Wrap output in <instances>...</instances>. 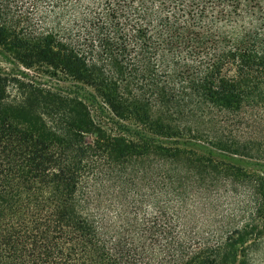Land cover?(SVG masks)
<instances>
[{
    "label": "trees",
    "instance_id": "trees-1",
    "mask_svg": "<svg viewBox=\"0 0 264 264\" xmlns=\"http://www.w3.org/2000/svg\"><path fill=\"white\" fill-rule=\"evenodd\" d=\"M0 48L136 126L0 75V264L257 262L264 170L182 144L264 161V0H0Z\"/></svg>",
    "mask_w": 264,
    "mask_h": 264
},
{
    "label": "rangeland",
    "instance_id": "rangeland-1",
    "mask_svg": "<svg viewBox=\"0 0 264 264\" xmlns=\"http://www.w3.org/2000/svg\"><path fill=\"white\" fill-rule=\"evenodd\" d=\"M0 75L41 87L53 92L77 97L89 111L90 118L95 125L109 133H120L126 138L136 140V126L130 121H122L115 118L109 110L97 99L93 91L59 72H52L44 67L35 66L26 69L18 64L8 53L0 48ZM257 130V128H255ZM263 133V130H259ZM166 143L165 141H162ZM182 144V143H180ZM185 148L194 150L197 153L209 155L215 160L223 161L230 165L242 168L247 171H263L264 161L242 157L212 148L205 143L187 141L182 144ZM257 262L262 264L264 259V239L257 248Z\"/></svg>",
    "mask_w": 264,
    "mask_h": 264
}]
</instances>
